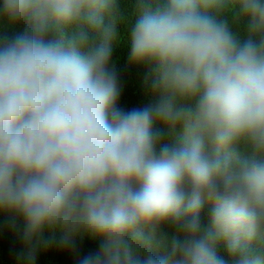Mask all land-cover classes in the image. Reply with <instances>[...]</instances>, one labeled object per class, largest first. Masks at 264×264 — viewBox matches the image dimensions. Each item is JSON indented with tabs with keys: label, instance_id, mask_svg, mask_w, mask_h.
Listing matches in <instances>:
<instances>
[{
	"label": "clouds",
	"instance_id": "9594fccd",
	"mask_svg": "<svg viewBox=\"0 0 264 264\" xmlns=\"http://www.w3.org/2000/svg\"><path fill=\"white\" fill-rule=\"evenodd\" d=\"M132 4L156 99L124 110L120 0H0L23 25L0 34V212L23 218V259L53 230L100 242L79 264H264V0Z\"/></svg>",
	"mask_w": 264,
	"mask_h": 264
},
{
	"label": "trees",
	"instance_id": "16d2710c",
	"mask_svg": "<svg viewBox=\"0 0 264 264\" xmlns=\"http://www.w3.org/2000/svg\"><path fill=\"white\" fill-rule=\"evenodd\" d=\"M120 13L123 20L120 24V38L113 48L111 65L117 75L120 85V98L118 106L124 110L141 108L153 103L155 97L149 87L150 75L146 66L132 64L129 60L130 24L134 20L132 0H120ZM23 30V25L9 26L8 22L0 18V34L12 35ZM233 31L241 36L244 34L243 26L233 24ZM157 127H164L157 125ZM179 132V129H177ZM211 205L206 204L201 212L202 224L207 225L210 220ZM24 221L20 216L7 212H0V264H28L23 254L29 250L24 240ZM62 233L45 230L40 241H33L31 248L35 259L32 264H79V260L99 248V241L87 234L75 235L71 245L60 243ZM176 236L171 226H163L158 233V241L163 246L171 242ZM219 254L226 260L228 253L223 244L218 248Z\"/></svg>",
	"mask_w": 264,
	"mask_h": 264
}]
</instances>
